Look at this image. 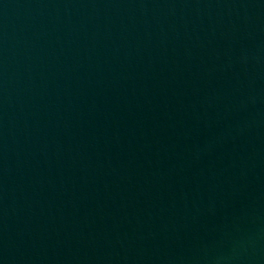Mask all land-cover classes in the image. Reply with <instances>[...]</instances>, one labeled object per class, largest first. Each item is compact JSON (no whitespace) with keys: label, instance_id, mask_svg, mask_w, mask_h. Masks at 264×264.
<instances>
[{"label":"water","instance_id":"95a60500","mask_svg":"<svg viewBox=\"0 0 264 264\" xmlns=\"http://www.w3.org/2000/svg\"><path fill=\"white\" fill-rule=\"evenodd\" d=\"M264 253V0H0V264Z\"/></svg>","mask_w":264,"mask_h":264}]
</instances>
